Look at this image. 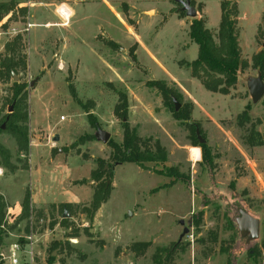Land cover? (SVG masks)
Returning <instances> with one entry per match:
<instances>
[{"label":"rangeland","instance_id":"obj_1","mask_svg":"<svg viewBox=\"0 0 264 264\" xmlns=\"http://www.w3.org/2000/svg\"><path fill=\"white\" fill-rule=\"evenodd\" d=\"M12 1L13 14L0 22V59L19 35L26 67L16 81L0 80V115L13 110L12 83H23L28 151L17 150L1 123L0 143L16 168L0 165V264H11L14 244L17 264H264V145L245 141L251 124L264 135V94L253 102L246 85L264 82V70L251 62L264 53V0H225L237 8L238 45L248 62L227 95L191 75L194 18L179 14L172 0L55 1L70 14L44 0ZM222 1L192 0L195 18L210 31L218 28ZM28 22L36 26L25 30ZM156 82L170 90L166 99ZM124 102L122 117L114 108ZM246 107L250 123L242 126ZM179 111L187 118H176ZM140 116L150 122L140 118L141 126ZM122 123L151 148L158 142L164 162L115 164L109 141L121 142ZM195 127L206 141L204 155ZM97 129L108 133L106 142L96 139ZM100 166L110 193L92 213L98 182L90 174ZM239 208L260 221L259 237L249 243L233 224ZM139 243L147 247L133 246Z\"/></svg>","mask_w":264,"mask_h":264},{"label":"trees","instance_id":"obj_2","mask_svg":"<svg viewBox=\"0 0 264 264\" xmlns=\"http://www.w3.org/2000/svg\"><path fill=\"white\" fill-rule=\"evenodd\" d=\"M192 3L191 0V5L193 6ZM16 6L17 3L12 0L9 2L0 1V22L10 13L12 15ZM20 11L24 12L25 8H21ZM178 13L181 15L184 14V12L180 11H178ZM236 17L237 8L235 4L224 0L220 4V20L216 32L206 28L205 21L202 18L192 19L189 25L188 36L190 40L197 45V56L186 65L190 69L191 75L199 79L203 87L210 92L224 95L229 94L230 90L237 82L238 72L248 66V62L241 57L238 45ZM21 42V37L17 35L4 45L6 54L0 59L1 81L6 82L12 78L13 73L17 74L19 70L25 69L26 57L21 52ZM251 62L252 66L264 70V53L259 52L255 54ZM154 86L161 91L165 99L168 94H171L170 90L159 82H156ZM11 89L12 95L9 102L14 103L13 110L10 113L0 115V124L5 123L4 131L9 132L14 138L17 150L27 153L28 113L25 85H23V83L13 82ZM125 104L124 102L122 105L115 106L114 112L118 114L119 108H121L119 116L125 117L127 111ZM246 109L247 107L238 115V122L242 126L244 122L250 123V118L246 115ZM180 113L181 111L177 114L175 113L176 118H187L188 114L179 115ZM88 118L92 119L91 115H89ZM122 128L123 133L121 142L109 141V145L112 148L111 157L115 162H129L140 166L145 162H164L165 155L162 154L163 149L159 146L158 142L153 143V148H151L147 139L140 138L133 129L129 128L127 123H122ZM196 128L197 127H195V130ZM2 131L0 127V132ZM196 140L199 143L198 139ZM245 141L250 146H262L264 145V135H261L251 124ZM199 147L202 149L204 155V144L200 143ZM10 158L8 149L0 143V165L12 171L16 167L10 163ZM102 167L103 166L96 168L90 174L91 179L98 182L93 190L88 207L92 213L95 212L102 203L107 201L110 193L109 187L106 186L103 181H100V177L104 175ZM110 172H112V169ZM5 207V202L0 196V224L3 219V210ZM21 207L22 212H27L28 199L26 196L23 199ZM234 223L235 222H233V224ZM133 246H141L142 249H145L147 244L139 243Z\"/></svg>","mask_w":264,"mask_h":264},{"label":"water","instance_id":"obj_3","mask_svg":"<svg viewBox=\"0 0 264 264\" xmlns=\"http://www.w3.org/2000/svg\"><path fill=\"white\" fill-rule=\"evenodd\" d=\"M176 4L180 5L179 11L184 12L185 16L190 18H195L197 15V11L194 6L191 5V0H172ZM262 47L264 48V42L262 43ZM12 79L16 81L17 75L12 74ZM248 93L251 97V100L253 102L258 101L264 94V82L260 77L250 79L246 83ZM172 103L174 106V110L177 111L179 108V103L176 101L175 97H172ZM12 107L8 108L9 113L11 112ZM3 128V125L1 126ZM196 137L199 141V143H205L206 141L200 137L198 128L195 130ZM109 138V135L107 132L102 131L101 129H97V135L96 139L100 140L101 142H106ZM54 141L58 140V136L53 137ZM115 164H119V162H116ZM110 173V171H108ZM108 182V181H107ZM237 217L235 218V223L239 232L240 237H244L246 243H249L251 241L256 240L259 237V229H260V221L258 218L252 216L250 213H248L244 209H238L237 211ZM69 214L66 211H63L62 217L67 218ZM179 224H184V221L182 219L179 220ZM188 230L187 228H183V231L180 235L182 237L184 233H186ZM55 252L52 253L54 255Z\"/></svg>","mask_w":264,"mask_h":264},{"label":"crops","instance_id":"obj_4","mask_svg":"<svg viewBox=\"0 0 264 264\" xmlns=\"http://www.w3.org/2000/svg\"><path fill=\"white\" fill-rule=\"evenodd\" d=\"M45 1V4H47L48 6H51V5H54L55 6V9H54V11L55 10H57L58 8L57 7H59L58 6V3L57 2H55V1H59V2H61V0H44ZM74 2H75V0H74ZM22 4H26V3H22ZM104 6H109V4L106 2V3H102ZM60 5H64L65 7H66V4L64 3V2H62ZM67 9H68V11H69V8L68 7H66ZM69 14H70V11H69ZM64 19V18H63ZM65 20V19H64ZM64 24V23H63ZM34 25L35 24H32V26L30 27V28H32V27H34ZM36 26V25H35ZM30 32H31V29H30ZM141 46L139 45V48H140ZM173 83H174V85L175 86H177L179 89H180V91L182 92V94L185 96V97H187V98H189L190 100H191V102L193 103V106H194V98L191 96V94L184 88V86L183 85H181L180 84V82L178 81H172ZM140 113V112H139ZM139 113H138V115H139ZM144 115L146 116V117H148V115H146V112H144ZM206 116H209V115H206ZM137 118V117H136ZM140 118H143L145 121H146V118H144V117H139V124L141 125L142 124V121L140 120ZM136 121H137V119H136ZM141 122V123H140ZM147 123H149L150 122V120H148V121H146ZM145 124V123H144ZM142 126V125H141ZM31 151V150H30Z\"/></svg>","mask_w":264,"mask_h":264},{"label":"built area","instance_id":"obj_5","mask_svg":"<svg viewBox=\"0 0 264 264\" xmlns=\"http://www.w3.org/2000/svg\"><path fill=\"white\" fill-rule=\"evenodd\" d=\"M61 7H64V8H66L64 5H60L59 7H58V9H57V12H58V10H62L61 9ZM62 12L60 11L58 14L62 17V18H64V15L63 14H61ZM32 26V24L31 23H27L26 24V28H25V30H28L30 27ZM16 34V33H15ZM17 244H14V245H12L11 247H10V252H11V257H10V261H11V264H17V262H18V259L16 258V250H17Z\"/></svg>","mask_w":264,"mask_h":264}]
</instances>
